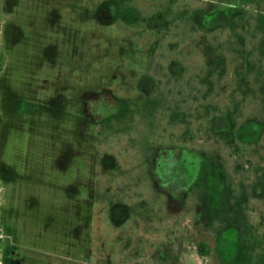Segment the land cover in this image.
I'll return each mask as SVG.
<instances>
[{
	"label": "rangeland",
	"instance_id": "obj_1",
	"mask_svg": "<svg viewBox=\"0 0 264 264\" xmlns=\"http://www.w3.org/2000/svg\"><path fill=\"white\" fill-rule=\"evenodd\" d=\"M217 1L215 27L201 23L204 36L186 46L180 36L162 44L158 36L152 39L154 15L140 9L139 0H0V228L6 236L0 239V264H160L156 251L168 242L175 251L163 264L215 261L213 252L201 251L206 243L213 249V232L202 237L186 225H169L164 214L171 199L150 171L158 148L156 121L139 98L141 78H127L116 68L118 47L187 48L192 74L204 65L206 74L217 54L226 53V77L216 82L212 103L206 101L202 120L193 126L206 127L216 117L215 127H229L231 109L240 136L258 137L264 129V74L248 60L264 50L257 35L259 25L264 30V0H242L237 28L223 29L221 37L212 30L231 16V8L222 9L226 3L237 0ZM107 2L115 4L110 22L101 15ZM138 12L145 29L126 40L119 23ZM195 19L203 16L196 13ZM106 92L119 105L94 117L87 104ZM199 146L227 180L230 198L242 192L256 197L252 213L243 210L237 225L245 248L251 223L264 243V141L241 145V154L213 142ZM220 218L207 231L237 221Z\"/></svg>",
	"mask_w": 264,
	"mask_h": 264
},
{
	"label": "flooded vegetation",
	"instance_id": "obj_2",
	"mask_svg": "<svg viewBox=\"0 0 264 264\" xmlns=\"http://www.w3.org/2000/svg\"><path fill=\"white\" fill-rule=\"evenodd\" d=\"M139 1L140 9H147L154 15V18L149 19V24L153 27L152 31L155 30L153 32L155 37L152 39L155 40L158 36L159 44L160 42L162 44L164 39L172 40L180 36L183 38L182 45L186 46L189 45L187 41L190 38L198 40L204 36L201 23L208 28L215 27L214 19L218 10L215 11L212 8L217 7V2L220 3L217 0ZM107 3L103 6L105 9H102L101 15H103L104 21L110 22L114 20V17L110 15L115 14V4ZM226 4L221 8H231L232 14L227 16L224 25L220 24L219 29L212 30L216 31V37H221L225 33L223 29H234L239 20L237 14L241 9L242 0H237L236 4ZM140 13L133 15L127 22H123L121 19L117 20H121L118 29L122 34L127 35L126 40L128 38L136 39L141 36V29H145L141 23H137V20L142 19ZM196 13L203 16L201 21H196ZM259 28L262 31L257 35L262 36L261 42L263 43L264 30L260 25ZM179 29L181 31L184 29V31L178 33L179 31L176 30ZM134 35H136L135 38H133ZM117 49V57L120 60V63L117 64V71L124 72L130 79L141 78L140 83L143 91L139 94V98L150 105L148 116L150 115L157 124L158 148L151 157L150 171L156 186L171 199L168 213L164 214L168 217L169 225H173V229L177 228L179 223L180 226L186 225L192 230L202 233V237L207 232H213L216 235L213 249L210 243H206L201 250L203 256L213 252L214 256L211 259L215 261H202L200 264L246 263L238 256L239 248L244 247L246 242L240 236V228L237 223L241 219L243 210L252 213L254 208L250 207V201L256 197L251 193L242 192L235 199L230 198L227 191L229 188L227 180L217 173L216 163L205 154L204 149L199 145L200 143L213 142L219 147H228L231 152H234L238 141L253 144L262 135L264 129L256 138L241 137V128L236 127L234 111L231 109L228 114L229 127H215L213 121L216 117H210L206 127L193 126L195 123L193 120H202L204 113H201V110L206 101H211L215 97L212 95L216 91V82L222 81L226 77L228 55L226 53L217 54L214 62L208 66L206 74L204 72L205 65L201 68L200 73L192 74V66L186 63L188 61V54L185 53L187 48H163L155 45L154 50L150 52H145L141 47L135 49H129V47L120 49L118 47ZM222 56L226 58L225 63L221 59ZM174 62L179 63V68L174 67ZM222 68L224 69L222 70ZM221 70L224 71L223 74H221ZM219 89L222 91L221 87ZM117 105H119V100L110 92L97 96L93 103L87 104L89 112H92L94 117L113 113V109ZM210 106H207L208 109ZM246 205H249V208ZM222 214L236 216L237 221L229 219L223 228H220L222 226L220 225L214 230L207 231L206 228H212L218 220L221 222ZM249 227L251 241L247 250L252 253L251 244H253L255 226L251 223ZM171 246L169 242L164 243L156 251L158 253L156 257L160 264L171 259V251L173 253L175 251L171 249ZM167 251L170 252V255L166 254ZM178 263L174 262V264Z\"/></svg>",
	"mask_w": 264,
	"mask_h": 264
},
{
	"label": "trees",
	"instance_id": "obj_3",
	"mask_svg": "<svg viewBox=\"0 0 264 264\" xmlns=\"http://www.w3.org/2000/svg\"><path fill=\"white\" fill-rule=\"evenodd\" d=\"M241 11L243 12V9H240L238 11V14L237 15L242 14ZM241 19L243 20V17H241ZM238 21H240V20H238ZM241 24H243V23H241ZM259 55L260 56L259 57H256V59L249 58L250 60H248V65L250 67H252V65H257V68H258L259 73L263 75L264 74V53L262 52V54H259ZM221 59L225 63V59H226L225 56H222ZM218 64H219V62H218ZM220 64H221V62H220ZM223 69L224 68H222V70ZM222 70H221V74L224 73V71H222ZM216 71H218V70H216ZM263 84H264V81H263ZM263 88H264V86H263ZM263 141H264V131H263L262 135L259 137V139L256 140V141H254V143L256 142V143H259L261 145ZM228 143H230V141H228ZM250 144H252V143H246V142H240V141H238L237 144H236V148L233 150L234 151L233 153L234 154H241V152H243V151H241V147L240 146L242 145V146H245V148H246V146L247 145H250ZM252 161L254 162L253 159H252ZM252 161L250 160V163L251 164H252ZM241 163L242 164H239V165L241 167H244L245 163H243V161ZM262 186H263L262 189L264 190V182H262ZM257 188H258V186H256L254 188L255 192H257ZM260 196L262 198H264V192ZM262 224H264V222ZM256 231H257V227L255 226L254 235H253V244H251V247L253 249L252 253H250L247 250V248H244L243 246H241L239 248V253H238L239 259H241L242 261L246 262V263H243V264H264V250L261 248L262 247V244H264V243L262 241H257L256 240V236H257L256 235ZM262 235H263V238H264V231H263Z\"/></svg>",
	"mask_w": 264,
	"mask_h": 264
},
{
	"label": "crops",
	"instance_id": "obj_4",
	"mask_svg": "<svg viewBox=\"0 0 264 264\" xmlns=\"http://www.w3.org/2000/svg\"><path fill=\"white\" fill-rule=\"evenodd\" d=\"M1 22H3V20L1 19V17H0V32H2L1 30H2V24H1ZM6 236L3 234V236H0V239H3V238H5Z\"/></svg>",
	"mask_w": 264,
	"mask_h": 264
},
{
	"label": "built area",
	"instance_id": "obj_5",
	"mask_svg": "<svg viewBox=\"0 0 264 264\" xmlns=\"http://www.w3.org/2000/svg\"><path fill=\"white\" fill-rule=\"evenodd\" d=\"M0 236H3V233H2V231H1V228H0Z\"/></svg>",
	"mask_w": 264,
	"mask_h": 264
}]
</instances>
